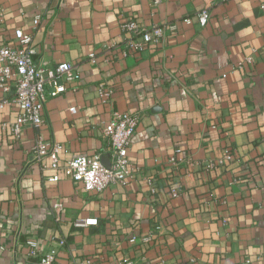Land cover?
Returning <instances> with one entry per match:
<instances>
[{
	"label": "crops",
	"instance_id": "obj_1",
	"mask_svg": "<svg viewBox=\"0 0 264 264\" xmlns=\"http://www.w3.org/2000/svg\"><path fill=\"white\" fill-rule=\"evenodd\" d=\"M262 3L0 0V46L16 45L19 29L32 35L35 61H70L78 73L47 100L39 127L20 139L0 130V264H40L52 250L60 264H264ZM126 19L174 28L125 56ZM246 57L252 63L238 68ZM113 111L140 114L125 184L88 192L62 172L49 180L50 157L45 167L31 160L41 135L60 146L59 163L101 153L107 164L102 128ZM224 150L231 158L219 164Z\"/></svg>",
	"mask_w": 264,
	"mask_h": 264
},
{
	"label": "built area",
	"instance_id": "obj_2",
	"mask_svg": "<svg viewBox=\"0 0 264 264\" xmlns=\"http://www.w3.org/2000/svg\"><path fill=\"white\" fill-rule=\"evenodd\" d=\"M260 7L264 9V3ZM208 18L209 12L206 9L197 14V22L200 26H203ZM121 25L126 34L123 51L125 56H132L150 45L160 43L166 30L174 28L173 24H164L153 25L146 29L139 26L133 19H126ZM15 38L16 45L0 46V113L9 114L8 117L0 119V130L14 139H20L26 127H39L43 123V110L47 100L67 91L78 79V73L76 64L70 61L59 62L53 66L47 65L44 61H35L33 55L36 49L30 33H24L18 29L15 30ZM93 57L94 54H89V58ZM252 61V57H246L237 64V67L241 68L244 63H252ZM100 93L107 99L112 90L101 85ZM68 110L70 113H75L76 107L70 106ZM139 118L138 112H112L108 124L102 128L108 143L107 164L102 161L101 153L80 154L64 163H59L55 154L60 146L41 135H36L32 141L30 158L45 167L44 158L50 157L49 167L55 170V173L49 177V180L57 181L59 179L57 173L62 172L72 181L80 182L84 190L88 192H101L108 186L123 185L129 174L128 146ZM230 158V152L224 150L218 163L222 164ZM169 161L172 164L175 163L173 157ZM188 162L191 163L189 160ZM57 207H60V204H55L54 208ZM92 222L94 220L91 219L77 220L75 225L83 226ZM133 240L134 238L130 239V241ZM28 243L35 248L34 241ZM1 250L3 246L0 245ZM54 253L52 250L43 254L40 264H60L55 261ZM66 264H95V262L87 258L82 261L73 259ZM117 264L139 263L123 258Z\"/></svg>",
	"mask_w": 264,
	"mask_h": 264
}]
</instances>
